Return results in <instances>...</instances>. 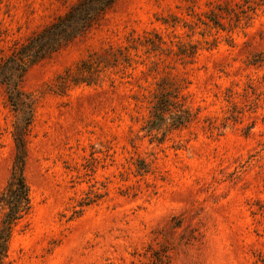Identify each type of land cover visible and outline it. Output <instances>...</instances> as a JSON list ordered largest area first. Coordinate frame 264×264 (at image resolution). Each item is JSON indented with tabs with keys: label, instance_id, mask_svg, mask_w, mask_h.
<instances>
[{
	"label": "rangeland",
	"instance_id": "rangeland-1",
	"mask_svg": "<svg viewBox=\"0 0 264 264\" xmlns=\"http://www.w3.org/2000/svg\"><path fill=\"white\" fill-rule=\"evenodd\" d=\"M79 1L0 0V63ZM170 84L193 120L159 144L143 129ZM21 88L32 210L8 264H150L170 242L168 264H264V0H118ZM15 122L2 87L0 192Z\"/></svg>",
	"mask_w": 264,
	"mask_h": 264
},
{
	"label": "trees",
	"instance_id": "trees-1",
	"mask_svg": "<svg viewBox=\"0 0 264 264\" xmlns=\"http://www.w3.org/2000/svg\"><path fill=\"white\" fill-rule=\"evenodd\" d=\"M117 1L80 0L64 16L30 37L0 63V88H6L8 102L16 114L13 132L16 151L14 164L9 181L0 192V264H8L10 244L15 230L32 210L30 187L24 170L27 136L34 119L35 98L22 90L21 82L33 66L90 30ZM89 70L88 76L82 75L73 80H69V76L60 78L57 91L64 93L70 81L93 83L98 71L91 73V68ZM181 89V86L170 84L155 97L156 101L143 131L159 144L165 141L168 133L186 127L193 120L190 111L182 102ZM142 166L144 167L139 169L141 175L148 172L144 163ZM91 202L92 199L88 198L84 203L88 205ZM180 227V221L175 220L171 229L177 230ZM168 244L170 246H161L158 250L148 248L152 259L150 264L169 263L173 242Z\"/></svg>",
	"mask_w": 264,
	"mask_h": 264
}]
</instances>
